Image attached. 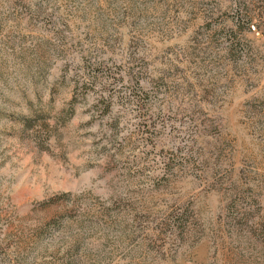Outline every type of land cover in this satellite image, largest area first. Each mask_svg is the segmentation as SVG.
<instances>
[{
    "label": "rangeland",
    "instance_id": "1",
    "mask_svg": "<svg viewBox=\"0 0 264 264\" xmlns=\"http://www.w3.org/2000/svg\"><path fill=\"white\" fill-rule=\"evenodd\" d=\"M0 264H264V0H0Z\"/></svg>",
    "mask_w": 264,
    "mask_h": 264
}]
</instances>
